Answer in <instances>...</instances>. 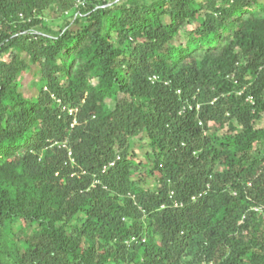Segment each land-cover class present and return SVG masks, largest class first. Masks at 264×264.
Listing matches in <instances>:
<instances>
[{
    "label": "trees",
    "instance_id": "16d2710c",
    "mask_svg": "<svg viewBox=\"0 0 264 264\" xmlns=\"http://www.w3.org/2000/svg\"><path fill=\"white\" fill-rule=\"evenodd\" d=\"M0 264H264V0H0Z\"/></svg>",
    "mask_w": 264,
    "mask_h": 264
},
{
    "label": "rangeland",
    "instance_id": "374dc122",
    "mask_svg": "<svg viewBox=\"0 0 264 264\" xmlns=\"http://www.w3.org/2000/svg\"><path fill=\"white\" fill-rule=\"evenodd\" d=\"M31 80L30 76H26L22 83L23 85H29V81ZM138 143V144H137ZM137 144V145H136ZM139 147H142V148H145L146 147V144H145V141H141V140H136L135 142V145H134V149H135V153H137L139 159H142L143 160V151L141 150L142 148H139ZM136 177V176H135ZM146 188H150V187H153L154 186V183L153 182H150V181H146Z\"/></svg>",
    "mask_w": 264,
    "mask_h": 264
}]
</instances>
